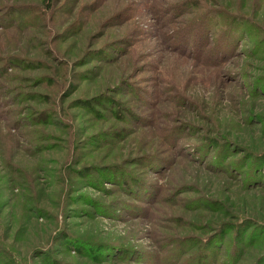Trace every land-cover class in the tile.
I'll return each mask as SVG.
<instances>
[{"label":"rangeland","instance_id":"374dc122","mask_svg":"<svg viewBox=\"0 0 264 264\" xmlns=\"http://www.w3.org/2000/svg\"><path fill=\"white\" fill-rule=\"evenodd\" d=\"M0 264H264V0H0Z\"/></svg>","mask_w":264,"mask_h":264}]
</instances>
